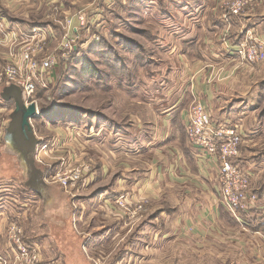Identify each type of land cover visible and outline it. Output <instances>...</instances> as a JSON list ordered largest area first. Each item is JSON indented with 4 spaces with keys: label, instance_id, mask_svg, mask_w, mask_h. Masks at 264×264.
Returning a JSON list of instances; mask_svg holds the SVG:
<instances>
[{
    "label": "crops",
    "instance_id": "0c3cea01",
    "mask_svg": "<svg viewBox=\"0 0 264 264\" xmlns=\"http://www.w3.org/2000/svg\"><path fill=\"white\" fill-rule=\"evenodd\" d=\"M256 1V7L234 19L228 33L231 46L239 44L247 33L264 42V0ZM106 6V0L99 3L98 0H0V55L3 54L0 65L9 58L11 47L18 48L20 40L17 38L22 33L39 28L47 33V46L52 43L53 36L59 34L55 32L57 27H66L67 21L76 19L77 13H85L87 17L89 10L94 16L100 15ZM217 7H210L207 0H188L176 8H169L172 21L169 28H164L169 31L160 43L172 42L178 35L175 30L182 26L179 41L185 44L184 47L173 42L168 45L171 48L165 57L171 62L167 74L170 86L165 92L155 87L150 101L144 98L145 87H139L134 95L139 98L136 99L138 114L129 116L130 112L124 110L114 123L107 120L97 123L93 133L95 140L90 148L94 150L97 162L93 172L99 174V181H109L105 189L99 188L100 185L95 187L99 188L97 196L88 202L100 200L105 206L121 197L135 200L150 196L152 203L163 205L166 200L172 205L171 214L156 209L161 212L139 224L142 225L139 231L138 223L129 225L105 217L117 225L113 228V225L96 220L90 229L102 233L86 242L87 232L82 230L87 231L88 220L84 217L83 201L75 202L74 208L70 201L62 204L60 201L58 205L64 207L49 212L43 198L37 201V206L23 201L20 210L18 202L14 204L11 197L3 198L0 199V264H15L16 254L8 244L5 232L12 221L24 226L26 241L37 247L43 262L54 259L60 264H93L85 250L82 253L85 257L81 259H73L72 255L75 249H83L85 242L88 252L98 244V238L106 241L98 249H107L109 245L113 246L109 249H116L119 242L125 249H210V229L219 221L252 231L256 238L259 234L264 249V233L251 229L253 221L249 222L246 217L235 215L219 204L217 166L208 163L207 159L208 165L201 162L199 150L190 144L186 134L190 106L195 100L202 101L214 113L215 119L237 121L246 133L241 163L251 172L252 186L259 194L261 188L256 187L255 182L264 172V156L255 152V146L264 141V59L250 67L228 52L221 40L226 32L221 5ZM177 13H185L186 20L177 23ZM44 24L46 26H41ZM231 67L237 69L227 78L228 72L223 73L221 69ZM218 69L221 71L219 77L223 78L217 82L214 71ZM123 101H119L122 106ZM110 154L114 158L112 164ZM130 159L140 162L131 163ZM97 175L92 173L91 178L96 180ZM259 195L262 205L264 192ZM34 206H41L44 219L36 211L37 215H30ZM68 225H72L71 232L66 234Z\"/></svg>",
    "mask_w": 264,
    "mask_h": 264
},
{
    "label": "rangeland",
    "instance_id": "374dc122",
    "mask_svg": "<svg viewBox=\"0 0 264 264\" xmlns=\"http://www.w3.org/2000/svg\"><path fill=\"white\" fill-rule=\"evenodd\" d=\"M185 1L188 0H114L100 15L94 16V13L87 10V21L84 25L81 24L80 17L85 13L79 12L76 14V19L73 18V27L79 28L77 47L70 51L62 48L63 38L68 30L61 26L55 31L59 34L53 36L52 43L49 42L40 53V57L49 53L56 54L58 64L42 75L34 95L28 98L29 103L34 102L39 108V115L32 120L36 136L40 139L37 164L46 171L47 182L54 187L56 202L50 207L51 209L48 207L49 212L64 207L58 205L60 201L61 204L63 201H70L72 208L75 202L83 201L85 204L84 217L88 220V224L85 226L87 231H82L87 232L86 242L90 239L93 241L94 236L102 233L101 230L97 232L90 229L96 220H99L98 223L113 225V228L117 224L108 221L105 217L124 221L129 225L138 223L139 231L142 228L139 224L148 222L151 216L158 215L161 210H167L169 214L172 212L170 209L173 206L166 200L165 204L160 205V202L152 203L153 199L150 196H140L143 199L137 197L135 200L129 199V203L133 205L125 209L130 211L122 209L117 204V200L122 197L117 198L113 204L107 203L109 207L104 206L100 200L98 203H95V199L92 203L88 202L96 198L97 189L108 187L109 181H99V174L93 172L97 162H95L94 150L90 147L95 140L93 133L97 123H104L106 120L114 123L124 110L130 112L129 116L138 114L136 99L139 98L134 95L137 94L139 87H145L144 98L150 101L155 87H160L165 92L166 87L170 86L171 80L167 78V74L171 62L166 59L165 54L170 50L171 47L168 45L172 42L185 46L179 41V36L183 32L180 30L183 27L180 26L175 30L178 35L172 42L160 43V40L168 34L172 21L173 14H170L169 8H176ZM207 2L214 8L217 5L219 7L222 0H207ZM222 13L220 11V14ZM175 16L177 23L186 20L185 13H177ZM165 27L168 28L164 29ZM229 35L225 32L221 40H229ZM228 52L237 57L230 50ZM10 55L9 52L7 61H2L0 71L14 64L10 61ZM235 70L232 67L221 69L223 73H229L226 74L227 78L235 74ZM220 72L219 69L214 71V81H222L223 76L219 77ZM2 86L0 84V90ZM122 100H124L123 106L119 102ZM14 105L12 100L6 101L0 96L1 128L8 126ZM255 147L256 153L260 151L264 153V141L259 142ZM146 158L147 161L150 160V157ZM112 159L114 158L110 154L111 164ZM130 161L135 164L140 162L132 159ZM63 172L67 173L65 177L73 178L66 187H62L59 182ZM76 172H79V178L74 179ZM92 173L95 177L97 175L96 180L91 178ZM21 175L22 171L16 157L5 148V139H1L0 199L11 197L14 204L18 202V210L23 201L37 206L39 204L37 201L42 200V197L22 184ZM257 179L255 186L261 188L264 185V172ZM98 185L100 187L95 188ZM253 188L258 193L254 186ZM7 194L13 195L7 196ZM139 201L144 203V207L142 211L133 213L136 203H141ZM7 205L10 204L7 202ZM262 208L264 211V201ZM35 211L42 219L45 218L41 206L40 208L34 206L30 215H37ZM260 213L261 217L256 218V221L264 217V213ZM218 224H214V228L210 229L213 239L209 237L210 249H125L122 242L116 245V249H109L113 247L110 245L107 249H98L106 243L105 240L101 241L98 238L99 241L96 242L98 244L93 245L88 252L86 250L88 245L86 246L85 242L83 249H75L72 257L78 260L86 254L93 264H264L263 238L259 234L256 238L257 235L252 231L247 232L226 223L221 224L220 221ZM70 227L72 225L66 228V234L71 232ZM5 232L9 244L8 227ZM89 233H92L93 237ZM83 251L85 254H82ZM128 253L129 257H127Z\"/></svg>",
    "mask_w": 264,
    "mask_h": 264
},
{
    "label": "built area",
    "instance_id": "2783aa9c",
    "mask_svg": "<svg viewBox=\"0 0 264 264\" xmlns=\"http://www.w3.org/2000/svg\"><path fill=\"white\" fill-rule=\"evenodd\" d=\"M114 0H106L109 5ZM257 6L256 0H222L221 19L225 23L226 33L231 32L232 19L243 17L246 12ZM81 24L87 21L85 14L80 17ZM67 32L64 35L62 48L74 50L79 39V28L73 27V19L66 23ZM19 46L10 52V64L0 71V84L9 86L12 84L22 88L23 97L27 104L37 88L42 75L54 69L58 64V57L49 53L40 57L47 44V33L35 28L22 33ZM226 49L235 53L241 61L252 67L264 59V42L260 41L252 33L245 34L242 41L237 45H230L228 39H223ZM10 122V121H9ZM9 125V124H8ZM1 128L0 140L5 139L6 129ZM2 129H4L2 131ZM186 134L190 144L199 151V158L206 165L213 163L217 166V182L219 186V204L229 209L235 215L246 217L248 220L256 221L261 217V198L252 186V175L241 163V156L245 143L246 133L242 127L232 119H215L214 114L200 100H195L189 110V122ZM207 159L208 163L205 162ZM59 182L62 187L70 184L73 178L65 177L62 173ZM79 178L76 172L74 179ZM56 179V178H55ZM128 198L117 200L122 209L131 207ZM141 202V201H139ZM144 203H136L133 213L142 211ZM126 210V209H125ZM130 211V210H126ZM257 222V221H256ZM8 237L11 249L15 251V264H60L58 260L43 262L37 247L26 241L24 227L18 222L9 224Z\"/></svg>",
    "mask_w": 264,
    "mask_h": 264
},
{
    "label": "water",
    "instance_id": "95a60500",
    "mask_svg": "<svg viewBox=\"0 0 264 264\" xmlns=\"http://www.w3.org/2000/svg\"><path fill=\"white\" fill-rule=\"evenodd\" d=\"M0 96L6 101L12 99L15 104L6 129L5 148L16 157L22 171V184L40 195L44 199L45 207H51L56 201L54 187L47 182L46 171L37 164L40 139L36 136L32 123L39 115V108L34 102L27 104L22 88L15 84L3 85Z\"/></svg>",
    "mask_w": 264,
    "mask_h": 264
},
{
    "label": "trees",
    "instance_id": "16d2710c",
    "mask_svg": "<svg viewBox=\"0 0 264 264\" xmlns=\"http://www.w3.org/2000/svg\"><path fill=\"white\" fill-rule=\"evenodd\" d=\"M262 151H260V155L264 156V153H261ZM264 185L261 186V189L259 190V194H262L264 192ZM251 229L253 231H260L264 233V217L262 218V220L260 221H255L253 222V225L251 226Z\"/></svg>",
    "mask_w": 264,
    "mask_h": 264
},
{
    "label": "flooded vegetation",
    "instance_id": "af4514ba",
    "mask_svg": "<svg viewBox=\"0 0 264 264\" xmlns=\"http://www.w3.org/2000/svg\"><path fill=\"white\" fill-rule=\"evenodd\" d=\"M12 99H10L9 101H11ZM13 101V100H12ZM14 102V101H13ZM14 107H15V105H14Z\"/></svg>",
    "mask_w": 264,
    "mask_h": 264
}]
</instances>
